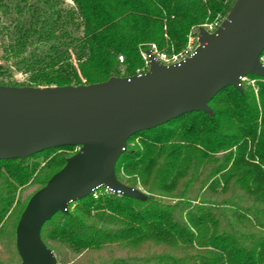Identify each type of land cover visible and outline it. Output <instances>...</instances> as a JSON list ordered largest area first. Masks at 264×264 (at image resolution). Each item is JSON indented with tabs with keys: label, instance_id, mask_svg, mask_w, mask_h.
<instances>
[{
	"label": "trees",
	"instance_id": "1",
	"mask_svg": "<svg viewBox=\"0 0 264 264\" xmlns=\"http://www.w3.org/2000/svg\"><path fill=\"white\" fill-rule=\"evenodd\" d=\"M235 1L0 0V75L24 73L26 86L91 84L115 76L125 56L126 76L135 75L146 71L140 47L179 52L192 27ZM249 76L260 80L259 98L246 83L243 92L228 86L211 114L192 111L132 135L116 173L147 198L100 187L58 211L42 228L58 264H264V78ZM73 147L0 159L1 230L27 204L18 187L56 168L44 186L68 157L41 170L33 158ZM2 246L0 264H21L16 236Z\"/></svg>",
	"mask_w": 264,
	"mask_h": 264
},
{
	"label": "water",
	"instance_id": "2",
	"mask_svg": "<svg viewBox=\"0 0 264 264\" xmlns=\"http://www.w3.org/2000/svg\"><path fill=\"white\" fill-rule=\"evenodd\" d=\"M264 0H236L220 26H200L198 46L178 63L131 76L64 86L0 84V159L73 145L79 151L28 200L17 224L21 264H58L42 228L58 211L100 187L141 200L147 194L121 181L117 162L128 139L192 111L212 113L210 101L243 78H264Z\"/></svg>",
	"mask_w": 264,
	"mask_h": 264
},
{
	"label": "rangeland",
	"instance_id": "3",
	"mask_svg": "<svg viewBox=\"0 0 264 264\" xmlns=\"http://www.w3.org/2000/svg\"><path fill=\"white\" fill-rule=\"evenodd\" d=\"M67 1H71V0H67ZM230 12V11H229ZM228 12V13H229ZM228 13L226 15H224L222 12H219L215 15L214 19L215 20L218 16L222 17L223 19L228 15ZM212 20V21H213ZM204 25V24H203ZM199 28L200 27H192L189 34H188V41L186 46L183 48L184 51L189 47V44L191 43L194 46H197L198 44V34H199ZM152 43H156V42H152ZM147 47V45H146ZM144 48V49H143ZM145 50V46L140 47V54L142 53V51ZM122 54H119V56H121ZM142 55V54H141ZM125 59L127 60V57L125 56ZM125 60L124 63H119V71L115 76H119V77H125L126 74H128L129 68L127 65V61ZM26 75L24 73L18 72V71H14L12 72V74H6V75H0V84L3 85H10V86H26L27 85V79H26ZM243 83H246L247 85H249L253 91L255 92L257 98H259V89H260V80H257L256 78H252L250 76H246V78L244 80H242ZM244 88V86H243ZM225 103L224 100V96L221 97V99H219V101H217L214 104V107L216 109L221 108ZM212 112H213V108H212ZM142 138L140 136L136 137L132 142H131V146H140ZM79 151L78 147H73L70 149H58L54 152H50V153H42L41 155L35 156L33 158L32 161H36L38 162V170H41L42 168H44L46 165H48L50 162H54L56 160H63V158L65 157H70L72 155H74L75 153H77ZM225 152H219L216 155L218 157H222L223 154ZM56 168L52 169V170H45L40 174L39 179L35 180V176L37 173L33 174V178L32 181H29L27 184L25 185H21L20 187H18L17 189V201L19 202H28V200L30 199V197L39 189L41 188V179L49 177L53 171H55ZM122 174L124 175V172L122 171ZM125 176V175H124ZM51 178V177H50ZM125 178H127V176H125ZM40 180V181H39ZM138 188L141 189L144 193L147 194L148 193L144 190V188L140 185V183L138 184ZM164 201H167V198H163ZM15 205V203H14ZM10 214V212L8 213V215ZM7 215V217H8ZM5 220V219H4ZM15 219L13 221H10L9 226L7 227H2L1 230V226L2 223L0 224V250L3 249V244L8 240V238L13 235L16 236V229H14V224H15ZM16 224L17 221H16ZM17 228V227H16ZM22 263V262H21Z\"/></svg>",
	"mask_w": 264,
	"mask_h": 264
},
{
	"label": "built area",
	"instance_id": "4",
	"mask_svg": "<svg viewBox=\"0 0 264 264\" xmlns=\"http://www.w3.org/2000/svg\"><path fill=\"white\" fill-rule=\"evenodd\" d=\"M222 21H223V18L218 16L215 20H213V21H211L209 23H206V24H204L202 26H204L209 32H214L220 26ZM197 46H198V44H197ZM197 46H194V45H192L190 43L189 47L186 50H184V51L168 53L166 51H160L155 44H152L150 48H147V49L143 50L142 53H141L142 57L144 59V62H145L146 71L149 69L150 56H151V54L148 53V50H150L152 52V54L154 55V57L156 59H158L161 63H163V64H174V63H178V62L182 61L187 56H189L192 52L195 51ZM119 59H120L121 62H123L124 57L121 55V56H119ZM261 59L264 62V55L261 57ZM245 78L246 77H244L243 80ZM78 149H79V147H78ZM98 189H96L93 192L94 196H97V190ZM105 189H106V191H111V190H109L107 188H105Z\"/></svg>",
	"mask_w": 264,
	"mask_h": 264
}]
</instances>
